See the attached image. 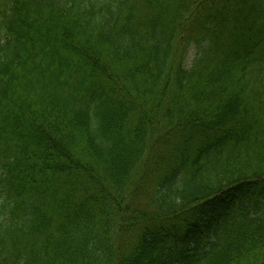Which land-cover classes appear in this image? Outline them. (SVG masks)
I'll return each instance as SVG.
<instances>
[{
	"label": "trees",
	"instance_id": "16d2710c",
	"mask_svg": "<svg viewBox=\"0 0 264 264\" xmlns=\"http://www.w3.org/2000/svg\"><path fill=\"white\" fill-rule=\"evenodd\" d=\"M0 264H264V0H0Z\"/></svg>",
	"mask_w": 264,
	"mask_h": 264
},
{
	"label": "rangeland",
	"instance_id": "374dc122",
	"mask_svg": "<svg viewBox=\"0 0 264 264\" xmlns=\"http://www.w3.org/2000/svg\"><path fill=\"white\" fill-rule=\"evenodd\" d=\"M194 58H195V49H194V47H192L189 50V54H188V57L186 60V66L187 67H190L192 65Z\"/></svg>",
	"mask_w": 264,
	"mask_h": 264
}]
</instances>
